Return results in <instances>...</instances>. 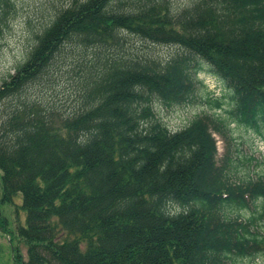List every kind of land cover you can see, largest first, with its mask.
I'll return each instance as SVG.
<instances>
[{"label": "trees", "instance_id": "16d2710c", "mask_svg": "<svg viewBox=\"0 0 264 264\" xmlns=\"http://www.w3.org/2000/svg\"><path fill=\"white\" fill-rule=\"evenodd\" d=\"M123 34L180 52L164 62L107 54L123 52ZM68 46L96 53L78 66L80 105L60 113L26 92ZM200 63L227 93L224 117L196 116L170 132L150 98L189 103ZM0 104V203L19 195L24 213L13 231L0 214V232L25 250L23 259L11 246L12 264H226L264 255L254 229L264 218V169L236 177L213 138L229 141L230 124L264 138V0H195L179 12L165 0H68L0 81ZM256 204L258 217L227 213Z\"/></svg>", "mask_w": 264, "mask_h": 264}, {"label": "rangeland", "instance_id": "374dc122", "mask_svg": "<svg viewBox=\"0 0 264 264\" xmlns=\"http://www.w3.org/2000/svg\"><path fill=\"white\" fill-rule=\"evenodd\" d=\"M11 8L0 6V15L4 18L0 22V81L13 73L16 65L22 63L34 43V36L41 28L45 27L53 16L54 9L64 5L68 0H9ZM195 0H165L173 12L189 7ZM4 10V11H2ZM123 52L118 48H108L106 51L117 55L137 54L149 57L160 62L167 61L170 57L179 53L175 47L155 45L142 41L136 37L123 34ZM96 52L84 50L75 46L65 47L64 52L56 61V65L49 69V74L39 83L31 86L26 94L28 97L38 99L43 105L51 106L60 113L74 111L80 105L78 97V70L80 61L93 62ZM196 73L193 98L189 103L164 106L155 98H150L155 118L170 132H177L186 127L192 119L201 115H214L224 117L227 107V93L222 84L208 73L205 64ZM219 99V109L210 105L207 101ZM4 107L0 104V123L4 119ZM216 141L217 157L220 158L227 152L236 169L235 176L244 179L245 176L253 177L264 169V145L260 139L242 127L232 124L228 126L229 141H222L213 134ZM262 154H260V152ZM234 179V177L232 178ZM254 179V178H253ZM20 196L14 197L11 204L0 203V214L4 218L5 230L13 231L17 225H23L24 213L19 209ZM230 217H239L241 220L249 218L252 214L258 217L260 205L255 208L248 207L240 212H227ZM254 229L259 236H264V218L254 223ZM20 255L25 259L24 248L16 241ZM9 237L0 232V264L11 263V246ZM257 254L255 258H233L226 264H264V255Z\"/></svg>", "mask_w": 264, "mask_h": 264}]
</instances>
